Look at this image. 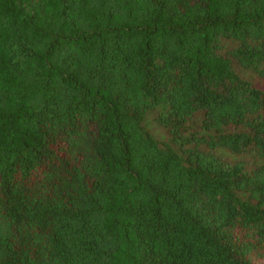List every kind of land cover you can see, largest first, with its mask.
<instances>
[{
    "label": "trees",
    "instance_id": "trees-1",
    "mask_svg": "<svg viewBox=\"0 0 264 264\" xmlns=\"http://www.w3.org/2000/svg\"><path fill=\"white\" fill-rule=\"evenodd\" d=\"M246 74L264 0H0V264H264Z\"/></svg>",
    "mask_w": 264,
    "mask_h": 264
},
{
    "label": "rangeland",
    "instance_id": "rangeland-1",
    "mask_svg": "<svg viewBox=\"0 0 264 264\" xmlns=\"http://www.w3.org/2000/svg\"><path fill=\"white\" fill-rule=\"evenodd\" d=\"M248 78L252 79V81L255 83V85L264 88V80H261L260 78H257L255 76H253L252 74H246ZM156 127V126H153ZM155 132L158 135H163V132L159 129V128H155Z\"/></svg>",
    "mask_w": 264,
    "mask_h": 264
}]
</instances>
